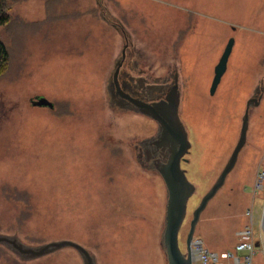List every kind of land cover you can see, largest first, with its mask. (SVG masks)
<instances>
[{
	"label": "rangeland",
	"instance_id": "obj_1",
	"mask_svg": "<svg viewBox=\"0 0 264 264\" xmlns=\"http://www.w3.org/2000/svg\"><path fill=\"white\" fill-rule=\"evenodd\" d=\"M4 9L0 236L32 248L70 240L96 264H168L167 189L141 152L157 123L113 103L109 89L127 47L122 70L133 77L178 78L192 144L181 166L196 186L179 233L184 254L193 212L229 161L252 100L246 143L193 238L228 264L248 211L258 223L264 213V0H5ZM40 95L54 108L34 105ZM0 264L84 262L73 247L30 257L0 242ZM253 264H264L263 248Z\"/></svg>",
	"mask_w": 264,
	"mask_h": 264
},
{
	"label": "water",
	"instance_id": "obj_2",
	"mask_svg": "<svg viewBox=\"0 0 264 264\" xmlns=\"http://www.w3.org/2000/svg\"><path fill=\"white\" fill-rule=\"evenodd\" d=\"M234 43V38H230L219 59V62L214 68V77L210 89L211 94L215 93L223 75L227 70L228 60L232 53ZM119 69L120 65L116 68L114 80H117ZM134 101L142 113L164 125L166 129L165 134L171 138L175 144L169 161L159 170L167 189L163 246L166 251L168 264H193L190 253L186 256L182 252L179 244V233L187 214L188 202L190 197L196 191V186L188 179L186 171L181 167V161L185 158V154L190 151L192 144L188 137V131L185 129L184 125H182L179 115L180 93L177 89H175L173 93L168 96L167 100L154 101L152 103L136 99H134ZM251 102L252 100L247 104L242 121L240 137L229 158V161L225 165L217 181L204 195L199 206L193 212L191 227L186 239L188 252L191 250V242L194 238V232L201 213L207 207L209 201L224 185L227 176L235 167L239 154L246 143ZM32 103L37 106H48L50 108H54V103L42 95L32 99ZM262 226L264 229V213ZM0 242L11 244L15 248H18L22 253L28 254L30 257H41L63 247H73L80 253L84 264H96L94 257L88 249L70 240L54 241L34 248L22 246L16 240L7 236H0ZM259 244L260 243L257 242V245Z\"/></svg>",
	"mask_w": 264,
	"mask_h": 264
},
{
	"label": "flooded vegetation",
	"instance_id": "obj_3",
	"mask_svg": "<svg viewBox=\"0 0 264 264\" xmlns=\"http://www.w3.org/2000/svg\"><path fill=\"white\" fill-rule=\"evenodd\" d=\"M126 56L127 47L124 48L122 58L118 61L120 69L117 80H114L113 78L109 85L113 103H116L123 109L140 111V108L137 106L134 99L152 103L154 101L167 100L168 96H170L175 89L180 93L177 75L174 80L166 78L161 83L146 84V79L142 76L135 78L131 75L129 69L124 68L122 70L125 66ZM134 63L136 65L137 61ZM254 100L255 102L258 101L255 98ZM155 121L158 126V131L153 137H150L143 142L144 151L141 149V152H145L146 154L145 161H149L150 164L148 167L154 168L159 172L160 168L169 161L175 144L173 140L165 134L166 129L164 125L157 120ZM182 125H184L183 122Z\"/></svg>",
	"mask_w": 264,
	"mask_h": 264
},
{
	"label": "built area",
	"instance_id": "obj_4",
	"mask_svg": "<svg viewBox=\"0 0 264 264\" xmlns=\"http://www.w3.org/2000/svg\"><path fill=\"white\" fill-rule=\"evenodd\" d=\"M249 222L247 226L238 232L239 240L235 245L234 251L227 254L228 264H253V257L259 250L264 249V229L262 219L259 223L256 221V214L248 211ZM257 242L260 244L257 245ZM190 253L193 264H223L220 261L218 252L210 251L203 244L201 239H193L190 252L186 251L187 256Z\"/></svg>",
	"mask_w": 264,
	"mask_h": 264
},
{
	"label": "trees",
	"instance_id": "obj_5",
	"mask_svg": "<svg viewBox=\"0 0 264 264\" xmlns=\"http://www.w3.org/2000/svg\"><path fill=\"white\" fill-rule=\"evenodd\" d=\"M4 1L0 0V25H4L8 21V14L4 9ZM8 60V50L3 42H0V71L4 68Z\"/></svg>",
	"mask_w": 264,
	"mask_h": 264
}]
</instances>
